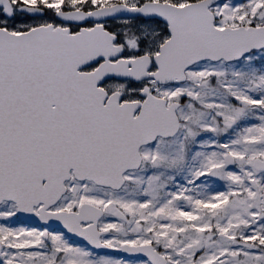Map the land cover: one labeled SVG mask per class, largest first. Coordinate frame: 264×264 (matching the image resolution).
Here are the masks:
<instances>
[{"label":"snow or ice","instance_id":"obj_1","mask_svg":"<svg viewBox=\"0 0 264 264\" xmlns=\"http://www.w3.org/2000/svg\"><path fill=\"white\" fill-rule=\"evenodd\" d=\"M0 264H264V0H0Z\"/></svg>","mask_w":264,"mask_h":264}]
</instances>
